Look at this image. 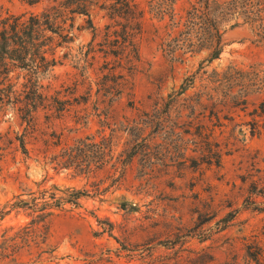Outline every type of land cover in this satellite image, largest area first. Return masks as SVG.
<instances>
[{"label":"rangeland","instance_id":"rangeland-1","mask_svg":"<svg viewBox=\"0 0 264 264\" xmlns=\"http://www.w3.org/2000/svg\"><path fill=\"white\" fill-rule=\"evenodd\" d=\"M113 1L86 0L91 25L76 15L54 49L42 84L62 112L0 113V264H264V46L221 27L209 61L168 36L195 0L173 20L129 0L144 12L133 70L104 53ZM53 4L0 0V18Z\"/></svg>","mask_w":264,"mask_h":264},{"label":"trees","instance_id":"trees-1","mask_svg":"<svg viewBox=\"0 0 264 264\" xmlns=\"http://www.w3.org/2000/svg\"><path fill=\"white\" fill-rule=\"evenodd\" d=\"M25 1L35 4L42 0ZM52 1L55 4L39 13L7 14L0 18V113L8 107L16 111L27 124L34 119L39 109L64 110L65 102L50 97L44 91L42 79L58 63L54 49L69 39L74 17L86 16L91 25L89 17L92 5L87 4L86 0ZM176 1L149 0L148 12L159 19L168 17L173 20ZM99 8L105 11V16L114 26H121L119 30L107 29L104 32L105 40L110 34L115 37L114 44L107 42L110 48L104 53L117 57L120 60L118 65L124 60L134 70L139 61L135 39L141 32L143 10L137 9L129 0H114L109 4H101ZM242 26L248 27L257 37L252 41L253 44L264 46V0H195L174 22L168 36L184 33L193 35L199 41V49L208 50V60L211 61L218 58L222 51L221 27L234 29ZM96 35L93 29V37ZM216 76L217 81L225 80L230 85L240 81L235 76H228L227 71ZM22 204L23 200L17 202V205Z\"/></svg>","mask_w":264,"mask_h":264}]
</instances>
